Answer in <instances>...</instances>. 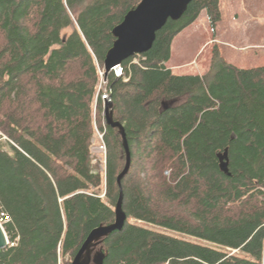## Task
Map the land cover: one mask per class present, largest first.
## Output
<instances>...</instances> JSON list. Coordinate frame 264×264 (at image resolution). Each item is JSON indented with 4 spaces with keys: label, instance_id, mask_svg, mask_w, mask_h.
Instances as JSON below:
<instances>
[{
    "label": "trees",
    "instance_id": "16d2710c",
    "mask_svg": "<svg viewBox=\"0 0 264 264\" xmlns=\"http://www.w3.org/2000/svg\"><path fill=\"white\" fill-rule=\"evenodd\" d=\"M141 1L0 0V217L10 240L0 264H72L95 229L115 223L121 193L127 221L96 247L104 264H264V66L216 55L206 75L167 67L175 38L203 12L216 33L222 0H193L150 51L105 75L132 159L119 185L127 154L106 123L100 71L114 28Z\"/></svg>",
    "mask_w": 264,
    "mask_h": 264
},
{
    "label": "rangeland",
    "instance_id": "374dc122",
    "mask_svg": "<svg viewBox=\"0 0 264 264\" xmlns=\"http://www.w3.org/2000/svg\"><path fill=\"white\" fill-rule=\"evenodd\" d=\"M221 12L222 20L215 34L205 13L176 37L172 46L171 59L167 62V67L175 75H206L216 55L222 57L227 63L243 69L264 66V0H222ZM70 34L71 29L63 32L66 36ZM121 70V68L117 69L118 74ZM106 86L107 79L105 76L101 77L99 89L103 95L108 94L105 91ZM92 143V159L95 165H99L104 178L105 155L99 151L102 144L96 129ZM105 192L104 184L98 193L105 199ZM131 221L171 236L199 242L198 239L149 222L137 219H131Z\"/></svg>",
    "mask_w": 264,
    "mask_h": 264
},
{
    "label": "water",
    "instance_id": "95a60500",
    "mask_svg": "<svg viewBox=\"0 0 264 264\" xmlns=\"http://www.w3.org/2000/svg\"><path fill=\"white\" fill-rule=\"evenodd\" d=\"M193 0H142L134 9L129 11L121 24L113 30L115 42L108 51L105 59V75L120 69L123 62L135 55H142L150 51L154 45L157 33L169 20H179L187 11ZM113 103H105V116L107 125L120 130L123 145L126 150V165L119 176L121 180L129 173L132 165L131 154L123 128L113 118ZM221 170L229 175V162L227 152L220 155ZM122 192V190H121ZM123 193L116 207V221L109 226H100L87 238L72 264H104L105 254L95 252L98 244L114 231L122 230L127 221V214L123 209ZM10 245L9 237L0 222V252Z\"/></svg>",
    "mask_w": 264,
    "mask_h": 264
},
{
    "label": "built area",
    "instance_id": "2783aa9c",
    "mask_svg": "<svg viewBox=\"0 0 264 264\" xmlns=\"http://www.w3.org/2000/svg\"><path fill=\"white\" fill-rule=\"evenodd\" d=\"M100 75H101V77L103 78L104 77V73L103 72H100ZM99 91H101L100 89H99ZM105 91H107L106 90V87H105ZM108 93V92H107ZM109 95L108 94H102V99L104 100V101H108L109 100ZM98 133V135H99V137H100V140H101V146L99 147V151L100 152H102L104 155H105V157H106V146H105V144H104V134L100 131V130H98V128H96V134ZM3 218L2 217H0V222H1V224H3Z\"/></svg>",
    "mask_w": 264,
    "mask_h": 264
},
{
    "label": "crops",
    "instance_id": "0c3cea01",
    "mask_svg": "<svg viewBox=\"0 0 264 264\" xmlns=\"http://www.w3.org/2000/svg\"><path fill=\"white\" fill-rule=\"evenodd\" d=\"M202 14H205V12H203ZM202 14H201V16H202ZM176 41V38H175V40H174V42ZM174 42H173V44H174ZM173 46V45H172Z\"/></svg>",
    "mask_w": 264,
    "mask_h": 264
}]
</instances>
